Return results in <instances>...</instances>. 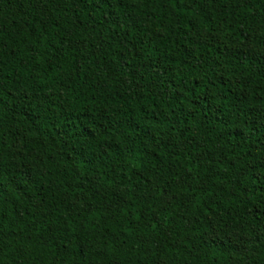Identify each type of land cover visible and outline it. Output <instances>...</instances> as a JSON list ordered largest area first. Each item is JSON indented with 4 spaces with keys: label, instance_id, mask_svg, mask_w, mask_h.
<instances>
[{
    "label": "trees",
    "instance_id": "16d2710c",
    "mask_svg": "<svg viewBox=\"0 0 264 264\" xmlns=\"http://www.w3.org/2000/svg\"><path fill=\"white\" fill-rule=\"evenodd\" d=\"M0 264H264V0H0Z\"/></svg>",
    "mask_w": 264,
    "mask_h": 264
}]
</instances>
